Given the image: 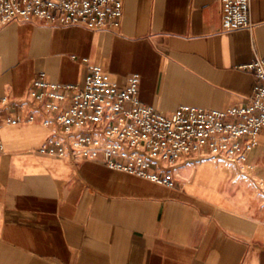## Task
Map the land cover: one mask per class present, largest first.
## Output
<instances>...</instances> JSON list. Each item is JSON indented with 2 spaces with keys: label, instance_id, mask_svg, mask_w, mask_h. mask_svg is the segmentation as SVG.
<instances>
[{
  "label": "crops",
  "instance_id": "1",
  "mask_svg": "<svg viewBox=\"0 0 264 264\" xmlns=\"http://www.w3.org/2000/svg\"><path fill=\"white\" fill-rule=\"evenodd\" d=\"M250 17L251 29L223 31L219 0H124L115 29L14 21L0 28V100L25 99L41 73L82 86L98 66L117 85L138 75L139 100L163 114L244 105L264 0ZM36 118L0 130V264H264V129L250 174L188 157L165 187L39 154L49 132Z\"/></svg>",
  "mask_w": 264,
  "mask_h": 264
},
{
  "label": "built area",
  "instance_id": "2",
  "mask_svg": "<svg viewBox=\"0 0 264 264\" xmlns=\"http://www.w3.org/2000/svg\"><path fill=\"white\" fill-rule=\"evenodd\" d=\"M124 0H0V28L34 20L79 25L90 31L120 26ZM222 30L251 29V0H219ZM255 85L249 101L225 110L180 106L163 114L138 98L139 77L112 83L98 66L89 68L82 86L47 82L39 74L21 101L0 100L3 125L35 121L49 135L41 155L77 162L96 161L107 168L171 187L172 167L185 158H214L250 174V154L264 129V57L243 66ZM11 109L13 112L11 113ZM4 114V115H2ZM3 151L0 133V152ZM167 166V167H166Z\"/></svg>",
  "mask_w": 264,
  "mask_h": 264
}]
</instances>
